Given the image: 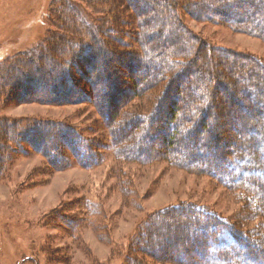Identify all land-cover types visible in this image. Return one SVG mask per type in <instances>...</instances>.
Segmentation results:
<instances>
[{
    "label": "trees",
    "instance_id": "trees-1",
    "mask_svg": "<svg viewBox=\"0 0 264 264\" xmlns=\"http://www.w3.org/2000/svg\"><path fill=\"white\" fill-rule=\"evenodd\" d=\"M71 1L60 11L76 14L74 31L0 64V107L87 103L107 138H84L62 121L0 119V165L25 147L54 170L112 160L109 179L123 196L131 164L206 177L239 205L238 222L191 204L167 208L149 217L122 264H264V64L209 46L182 20L264 42V0H109L113 21ZM139 98L146 111L133 104Z\"/></svg>",
    "mask_w": 264,
    "mask_h": 264
},
{
    "label": "rangeland",
    "instance_id": "rangeland-1",
    "mask_svg": "<svg viewBox=\"0 0 264 264\" xmlns=\"http://www.w3.org/2000/svg\"><path fill=\"white\" fill-rule=\"evenodd\" d=\"M71 2L90 17L113 21L116 6L109 0ZM60 4L61 0H0V64L42 45L52 33L65 36L64 32L74 31L75 24L69 21L76 14L68 9L61 13ZM96 4H101L96 9L102 12H96ZM182 20L209 46L232 50L264 64L262 40L224 25L197 22L186 16ZM123 40L135 44L132 37ZM133 104L140 111L150 107L140 98ZM0 119L14 124L62 121L84 138H107L100 117L87 103L0 107ZM25 150L27 154H13L11 160L4 159L0 165V264H122L127 247L150 222L149 217L182 204L226 218L235 215L233 222H238L239 205L223 189L206 177L169 168L165 163L127 165L123 196L116 181L109 179L114 177L112 160L90 169L71 166L54 170L38 153L27 147ZM81 199L91 207L80 210ZM67 223L76 224L67 228Z\"/></svg>",
    "mask_w": 264,
    "mask_h": 264
}]
</instances>
